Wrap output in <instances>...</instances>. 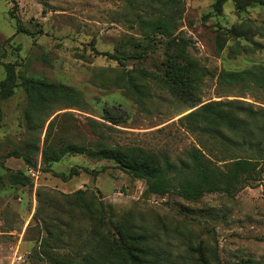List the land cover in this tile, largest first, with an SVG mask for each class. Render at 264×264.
Wrapping results in <instances>:
<instances>
[{"label":"rangeland","instance_id":"374dc122","mask_svg":"<svg viewBox=\"0 0 264 264\" xmlns=\"http://www.w3.org/2000/svg\"><path fill=\"white\" fill-rule=\"evenodd\" d=\"M12 8L24 30L18 34ZM5 63L14 64L17 87L0 101V264H83L85 256L93 264H129L113 247L109 258L105 252L125 235L144 237L156 264H264V172L246 183L241 175L229 194L193 201L175 192L173 178L178 169L181 179L188 176L192 147L224 176L229 160L264 157V0H0V81ZM241 71L247 75L227 80ZM128 76L141 104L127 93ZM25 79L66 88L65 96L38 102L30 124ZM196 101H236L259 112L245 125L251 144L225 130L228 143L220 147L188 129L179 120ZM37 137L40 152L57 140L164 154L176 166L170 192L148 195L142 180L113 161L85 154L47 164L39 153L36 169L8 156ZM262 162L256 170H264ZM47 168H77L79 175L63 182ZM17 172L29 184L12 183ZM78 190L82 201L104 206L105 226L89 218L77 196L65 197Z\"/></svg>","mask_w":264,"mask_h":264},{"label":"trees","instance_id":"16d2710c","mask_svg":"<svg viewBox=\"0 0 264 264\" xmlns=\"http://www.w3.org/2000/svg\"><path fill=\"white\" fill-rule=\"evenodd\" d=\"M45 1V0H42ZM253 2H260L262 0H247ZM13 8L9 12V16L15 21V33L18 34L23 30L20 25V21L17 15L13 12ZM104 55L108 56L110 59L117 60V58L109 53ZM5 76L0 81V101L7 100L14 94V89L17 87L15 66L12 63L3 64ZM247 72H231L227 73L228 81H235L243 76H246ZM172 90L177 93L181 90L184 81L179 80L173 82ZM22 87L25 89L28 102H27V124H30L29 118L36 112L35 106L38 102L43 104L47 103L45 96L50 95L52 99L58 95L65 96L66 88L61 85H53L45 82H40L33 79H25L21 82ZM124 86L128 89V94L136 97V102L141 104L140 94L138 88L131 76H128L127 83ZM173 91V92H174ZM182 93V92H181ZM191 107H197L193 112L180 119L179 121H185L187 128L191 131H196L201 135H208L209 138L213 139L220 147H225L228 143V138L224 134L225 130L228 132H233L235 136H239L242 144H251L253 137L247 133L248 127H245L246 122L251 120L254 122L255 118H260L259 112L253 111L249 106H243L240 102L230 101V102H207L202 104L200 101H196L191 104ZM49 118V115L45 117V121ZM102 118L108 119L105 114ZM264 118V117H262ZM51 124H49V127ZM43 127V123H40V127ZM48 136L45 137L44 143L47 144ZM257 139V138H256ZM259 139V138H258ZM38 137L35 140L30 139L25 144L24 152L13 151L8 154L9 157L20 158L24 163L36 169L37 157L39 153L43 158V162L50 164L59 161L64 154H85L89 157L96 158L98 160H110L113 161L118 169L122 172L133 176L135 179H140L145 184V193L148 195H157L163 197L170 192L171 183L169 180V174L174 171V163L167 158L166 155L161 153H147L143 150H132L123 149L121 147H101L97 150H90L89 147L76 146L73 144H66L61 141L54 140L49 142L40 152L38 146ZM260 139L257 141L260 146ZM257 146V145H256ZM146 152V153H145ZM187 159L189 161L190 167L187 172L188 176L181 179L182 175L180 169L176 170V177L178 179V186L175 192L181 196L183 199L188 201H193L202 196L203 193H212L223 191L227 194L230 193V185L238 183L240 181L241 175H246L245 181H257V174L264 172V170H256L259 161H264V157L253 158V162L250 160H233L232 162H226L225 167L228 168L229 173L224 176L217 165L211 162L209 158L198 148L192 147L186 152ZM217 159V158H216ZM232 159V158H230ZM218 160V159H217ZM221 161V160H220ZM264 163V162H262ZM180 165L186 164L185 162H179ZM82 171L88 172L86 168H81ZM51 173L53 176L59 178L63 182L69 181L71 178L79 175V170L77 168H71L68 173L55 172L49 168L45 170ZM101 170H96L90 172L92 177H95ZM89 173V172H88ZM12 183L27 185L29 184V178L22 172H17L10 176ZM83 191H76L71 195L65 196L67 199L76 197L80 200V208L88 214L89 218L98 221L100 224L105 226V208L101 203H87L82 201ZM145 241L142 236H131L125 235L121 236L117 240L115 246L109 245L105 250L108 258L118 251L119 254L129 264H156L158 257L156 254L151 253L150 249L146 246H142L141 242ZM113 247V248H112ZM83 264H93V260L90 256H85L82 258ZM59 263V262H57ZM61 264V263H60ZM63 264V263H62ZM74 264V263H70ZM79 264V263H77Z\"/></svg>","mask_w":264,"mask_h":264}]
</instances>
